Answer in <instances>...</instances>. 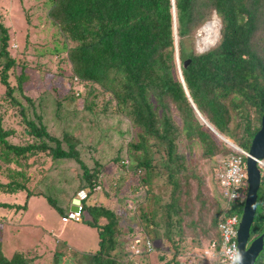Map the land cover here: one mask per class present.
Masks as SVG:
<instances>
[{"label":"trees","instance_id":"obj_1","mask_svg":"<svg viewBox=\"0 0 264 264\" xmlns=\"http://www.w3.org/2000/svg\"><path fill=\"white\" fill-rule=\"evenodd\" d=\"M212 13L220 22L218 38L198 52L192 36ZM46 17L66 40L74 43L63 46L73 79L96 85L99 94L106 92L114 100L111 105L109 101L102 102L95 111L97 93H93L82 110L94 119L107 113L120 114L128 120L134 140L113 148L101 163L97 145L101 137L83 143L74 136L63 135L60 140L50 135L46 129L48 119L43 120L33 106L26 114V107L13 94L17 91L26 103H32L23 94L28 73L20 71L13 83L8 81V69L16 62L5 49L9 36L0 23V56L4 57L0 67V84L4 88L0 105L18 107L15 118L24 125V135L31 139L24 143L8 140L7 136L14 132L1 127L0 114V161L18 166L6 167L8 181H0V195L22 193L25 199L22 204L0 202V207L24 209L28 197L43 196L54 211H59L60 218L79 190H85V198L91 195V200L98 190L105 191L100 176L111 162L119 172L112 176L109 188L124 200L123 204L108 208L81 200V217L74 222L95 229L96 247L79 250L72 247L73 243L58 239L53 249L54 263L138 264L144 256L151 264H187L190 253L196 254L193 250L187 254L186 248L199 246L203 240L218 239V220L233 213L240 216L243 205V199L227 202L222 196L215 166L211 167V175L217 185V200L208 198L204 163L218 162L217 156L223 159L231 150L200 120L189 99L218 134L248 150L264 112V0H49ZM24 64L19 65L20 70ZM44 81L50 78L45 77ZM56 114L53 112L52 116ZM234 117L237 120H232ZM193 147L199 150L200 163L191 161ZM83 149L86 156L81 157ZM39 153L53 161L64 159L72 173L80 170L82 181L79 179L70 192L60 186L61 194L55 188L58 186L43 183L46 177L28 188L24 168L39 159L31 164L26 160ZM257 167L259 185L249 240L263 234L262 249L253 264H264V167ZM190 182L195 185L192 200L198 203L196 220L188 204L192 197ZM205 199L210 201L207 206ZM210 207L214 210L207 226L204 220L198 223ZM138 232L139 238L127 237ZM144 238L150 241L149 251H126L133 240L140 243ZM155 240H160L158 245ZM17 251L6 256L0 244V264H29V259ZM200 255L190 259L191 263L198 261ZM202 257L203 264H208L205 255Z\"/></svg>","mask_w":264,"mask_h":264},{"label":"rangeland","instance_id":"obj_2","mask_svg":"<svg viewBox=\"0 0 264 264\" xmlns=\"http://www.w3.org/2000/svg\"><path fill=\"white\" fill-rule=\"evenodd\" d=\"M48 1L49 0H0V23L5 26L8 35H12V37L9 38L8 46L5 43V49L9 56L16 62L8 69L7 78L10 83H13L15 81V76L18 75L20 71L29 74V79L26 82L23 94L29 97L32 103L30 105L26 103L22 98L23 95L17 91L13 94L19 99V102L26 107V114L29 112L30 106H33L34 112L40 114L43 120L48 119L46 122V129L50 135L60 140L63 135L74 136L75 138L81 139L83 143L90 139L91 141H96L98 137H101L102 139H100L97 145L102 155L100 156L102 163L112 154L113 148H119L131 139L134 140L132 129L128 120L123 118L120 114L116 116V114L109 115V113H107L103 118L94 119L87 111L82 110L86 102L92 98L93 93H97L95 99L97 106L94 108L95 111L102 102L109 101V103H107L111 105L114 100L106 92L99 94L100 88L96 85H90V83L86 81L79 82L71 76L70 65L66 58L67 52L63 46L67 45V47H70L74 43L70 40H66L46 17ZM219 26V18L212 13L210 18L205 21L192 36L196 51L200 52L206 50L216 41L218 38ZM185 45L187 47V41H185ZM3 62L4 57L0 56V67ZM20 64H24L25 68L23 70L19 69ZM44 76L50 78V81L45 82ZM3 89L4 88L0 84V95H4ZM75 92H78V94L76 95ZM56 103L59 105L57 106ZM15 108H6L5 105H0L1 127L4 130L8 128L13 130L14 134L11 133L7 136V139L11 142L24 143L31 141L28 135H24L26 134L24 132V125L15 118ZM16 109L18 110V107ZM53 112H57L56 116H52ZM232 120H237V118L234 117ZM176 123L179 126V122L176 121ZM229 127H231V124H229ZM88 128L91 130H88ZM62 146L65 147L64 142ZM198 151L199 150H196L195 147L192 148L193 157H191V161H198L199 163L202 161L197 159L199 155ZM84 152L85 150L83 149L81 157L86 156ZM84 158L86 159V157ZM36 159H39L38 163L29 166L28 169L24 168L27 177L25 184L28 188L34 186L41 178L46 177L47 181L43 183L48 186L51 182L55 186H58L55 188H57V192L61 194L58 191L60 186H62L63 190L70 192L80 179V170L76 173H72L70 171L71 168L65 166L64 159L53 161L48 155L39 153L29 157L26 161L28 164H31L35 162ZM220 160H222V158L217 156V161L219 163ZM153 162L154 161H152V164ZM218 162H213V160H211L210 162L204 163L203 166L206 172L204 182L209 188L207 196L214 200H217V185L212 178L211 167L215 166V170L218 171L220 169ZM6 167L18 169V166L14 163L5 164L0 161L1 182L8 181V177H6ZM118 172L115 164L111 162L106 164L100 176L103 184H101V187H103L105 191L98 190L97 193L92 195V200L91 195H88L87 198L82 200V203H93L95 201V203L108 208H113L115 204L119 206L122 205L124 200L117 194H114L109 188L110 184L113 182L112 176ZM72 174L75 175L72 177ZM18 179L20 180V178H17V180ZM245 183L246 180H244L243 186H245ZM190 188L192 197H190L191 201L188 204L191 206L190 208H192L191 212L193 219H195L197 215L195 211L198 208V203L192 200L195 194V185L192 182H190ZM218 189L220 190L219 187ZM206 191H203V193H206ZM68 194V196H72V194ZM140 194L141 192L138 195ZM205 200L204 206L210 204L209 199ZM24 201L25 199L22 193L0 195V202L22 204ZM126 201L132 203L131 200ZM69 205L70 203L66 207L64 206V211L69 208ZM128 205L129 204H127V207H129ZM213 210L214 208L212 209V207H210L205 217H202L198 223L204 220V226H207L210 219L209 216ZM58 212L56 210L54 211L49 206L43 196L34 195L26 199L24 209H17L13 207V205L10 207L1 206L0 244L2 253L6 256H10L12 252L19 250L17 252H21L29 259V264H55L53 261V249L58 239L65 240L67 244H69V242L73 243L74 246L72 247L75 249H95L97 243L95 229L81 222L68 221L63 223L60 221ZM121 226L124 230L125 226L122 224ZM193 230L197 232L198 228L193 227ZM191 235L193 236V234ZM140 236L141 233L138 232L134 234V236L132 235V237L131 235L127 237L133 239L134 237L139 238ZM159 241L155 240L154 244L158 245ZM204 241L205 240H203V242ZM203 242L199 246L195 245L191 249L186 248L187 254L192 250L194 252L193 254H196L192 256L190 253V259L194 260L197 258L198 254H201L198 261L193 264L204 263V256L202 257V255H204L203 250L207 242ZM128 250L129 249H126V251ZM190 259L187 261V264H192ZM148 261V259L142 256V258L138 260V264H151Z\"/></svg>","mask_w":264,"mask_h":264},{"label":"built area","instance_id":"obj_3","mask_svg":"<svg viewBox=\"0 0 264 264\" xmlns=\"http://www.w3.org/2000/svg\"><path fill=\"white\" fill-rule=\"evenodd\" d=\"M230 152L219 163L220 169L217 172L216 181L220 188V193L227 202H233L237 199L242 200L245 196L246 185L243 186L245 180V170L243 171V157L246 151L239 148L235 144L229 145ZM262 162V161H261ZM79 203L76 209L68 210L60 217V221L65 223L68 221H78L81 217L82 204L81 200L86 197V191L81 189L76 193ZM227 205V203H226ZM239 216L236 213L226 215L217 222L218 239L207 241L203 254L207 258L209 264H237V241L236 228ZM133 241L129 245V252L134 254L141 250L149 251L151 249L150 241L147 238L141 240L140 243Z\"/></svg>","mask_w":264,"mask_h":264},{"label":"water","instance_id":"obj_4","mask_svg":"<svg viewBox=\"0 0 264 264\" xmlns=\"http://www.w3.org/2000/svg\"><path fill=\"white\" fill-rule=\"evenodd\" d=\"M176 41V37H174ZM176 44V42H175ZM174 44V45H175ZM175 59L177 62V54L175 49ZM179 77L181 79V74L179 72ZM182 81V79H181ZM183 85V84H182ZM184 88V87H183ZM185 90V88H184ZM189 102L200 118V120L216 134L221 140H223L228 146L233 145L229 140L223 138L218 134L201 116L192 101ZM264 159V112L260 116V124L258 130L252 136L248 150L246 151L244 159V170H245V180H246V191L243 199V205L239 217V221L236 228V241H237V264H253L256 256L262 249L263 244V234H259L253 239L249 240V227L252 221L255 204H256V190L259 185V169L257 165ZM79 203L77 197H73L70 201L68 210L76 209V204Z\"/></svg>","mask_w":264,"mask_h":264},{"label":"bare ground","instance_id":"obj_5","mask_svg":"<svg viewBox=\"0 0 264 264\" xmlns=\"http://www.w3.org/2000/svg\"><path fill=\"white\" fill-rule=\"evenodd\" d=\"M259 165H261L262 167H264V162H260Z\"/></svg>","mask_w":264,"mask_h":264},{"label":"clouds","instance_id":"obj_6","mask_svg":"<svg viewBox=\"0 0 264 264\" xmlns=\"http://www.w3.org/2000/svg\"><path fill=\"white\" fill-rule=\"evenodd\" d=\"M11 46H12V44H11ZM231 142V141H230ZM232 143V142H231ZM228 146V145H227ZM261 161H263L264 162V159L263 160H261ZM260 166V165H259ZM235 259H239V257L237 256Z\"/></svg>","mask_w":264,"mask_h":264},{"label":"crops","instance_id":"obj_7","mask_svg":"<svg viewBox=\"0 0 264 264\" xmlns=\"http://www.w3.org/2000/svg\"><path fill=\"white\" fill-rule=\"evenodd\" d=\"M9 36V38H11L12 37V35H8ZM9 40V39H8Z\"/></svg>","mask_w":264,"mask_h":264}]
</instances>
